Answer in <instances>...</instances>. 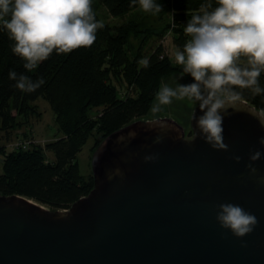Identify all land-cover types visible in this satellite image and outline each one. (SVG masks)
<instances>
[{
    "label": "water",
    "instance_id": "water-1",
    "mask_svg": "<svg viewBox=\"0 0 264 264\" xmlns=\"http://www.w3.org/2000/svg\"><path fill=\"white\" fill-rule=\"evenodd\" d=\"M194 114H202L198 102L190 137L175 114L178 124L151 120L152 113L111 132L91 156L93 188L66 210L0 194V264H264V128L246 112L230 111L223 122L228 150H213ZM156 120L168 129L149 128ZM255 151L261 158L250 161ZM149 155L156 160L145 162ZM225 203L256 217L250 234L237 238L220 227Z\"/></svg>",
    "mask_w": 264,
    "mask_h": 264
},
{
    "label": "trees",
    "instance_id": "trees-1",
    "mask_svg": "<svg viewBox=\"0 0 264 264\" xmlns=\"http://www.w3.org/2000/svg\"><path fill=\"white\" fill-rule=\"evenodd\" d=\"M97 1L111 17H123L139 7L138 3L130 7V0ZM156 2L170 16L168 27L172 29L173 42L182 50L188 39L184 26L204 0ZM92 8L96 20L104 24L94 44L66 55L54 51L33 72L24 69V61L12 51L14 42L0 27V134L20 126L19 116H27L30 109L34 111L32 104L38 99L49 104L57 126V136L43 147L0 151L1 195L23 196L52 210L68 209L94 186L91 173L82 175L78 170L77 155L82 147L91 139L94 152L111 132L146 116L159 79L176 71L159 44L147 53H143L144 43L136 51L131 50L129 35L140 31L139 24L107 23L99 16L98 6L92 3ZM144 58L149 60L146 68L139 63ZM9 71L28 75L33 81L42 78L45 83L35 92L25 93L9 79ZM260 83L264 87V74ZM244 100L257 110L264 109V95L253 97L245 90ZM45 152L53 158L47 159Z\"/></svg>",
    "mask_w": 264,
    "mask_h": 264
},
{
    "label": "clouds",
    "instance_id": "clouds-1",
    "mask_svg": "<svg viewBox=\"0 0 264 264\" xmlns=\"http://www.w3.org/2000/svg\"><path fill=\"white\" fill-rule=\"evenodd\" d=\"M137 3L143 12L153 16L163 11L156 0H130V7ZM0 27L14 42L12 51L24 61V69L33 72L54 51L66 55L91 47L104 24L96 20L92 0H0ZM184 34L188 39L182 50H175L174 59L192 82L175 88L164 84L150 111L161 112L162 106L170 105L173 98L198 102L202 114H194L193 118L200 136L213 150L227 151L223 122L230 111L246 112L264 128V109H248L243 103L245 90L253 97L264 95L260 83L264 74V0H214V4L213 0H204L184 26ZM139 63L149 66L148 58ZM9 79L16 81L15 87L25 93H33L45 83L42 78L33 81L16 71H9ZM168 127L162 120L149 122V128L159 131ZM136 135L129 131L127 139ZM161 141L158 135L154 142ZM259 143L264 145V137ZM156 158L149 155L144 160L154 162ZM260 158V151L250 155V161ZM234 160L239 162L240 157ZM251 165L247 167L253 176L256 169ZM258 183L264 185V178ZM216 220L237 238L250 234L257 224L254 215L231 203L219 205Z\"/></svg>",
    "mask_w": 264,
    "mask_h": 264
},
{
    "label": "rangeland",
    "instance_id": "rangeland-1",
    "mask_svg": "<svg viewBox=\"0 0 264 264\" xmlns=\"http://www.w3.org/2000/svg\"><path fill=\"white\" fill-rule=\"evenodd\" d=\"M94 5L98 6L97 11L102 20L110 24H118L125 21L127 23L134 22L139 24L140 31L131 32L129 35V46L134 52L138 49L141 44L144 43L145 48H143V53L152 51V49L161 45L164 52L169 56L176 67V71L163 76L159 79V89L167 84L168 86L175 88L178 84H188L192 80L186 74L183 73L182 67L175 63L174 52L177 49L173 42L172 29L168 27L170 16L166 11H162L160 14L153 16L150 13L143 12L140 7L135 9L129 14L123 17H111L107 11L99 5L97 0H93ZM169 16V18H168ZM155 33H159L161 38L158 36H153ZM151 36V38H150ZM146 41V42H144ZM157 91V92H158ZM156 95L152 100L151 106L156 103ZM33 110L27 111V116H19L18 120L20 126L11 130L8 134L2 132L0 134V146H4L6 152L16 150L18 147H30L31 145L44 146L48 141L53 140L57 136V126L54 121L53 112L49 104L43 99H38L33 102ZM195 103L189 102L187 99L177 100L173 98L170 105L162 106V109L168 110L170 114L178 115L181 118L180 127L184 131L185 137L191 135V129L189 124V115ZM151 109V107H150ZM167 112H159L151 115L149 110L148 114L141 119H147L151 115L152 119H157L160 117L173 120L178 124V120ZM93 152V140L89 139L86 144L82 147V150L77 155V165L80 174L87 175L91 173L90 160ZM46 158L51 160L53 155L49 152H45ZM3 156L0 154V166Z\"/></svg>",
    "mask_w": 264,
    "mask_h": 264
},
{
    "label": "flooded vegetation",
    "instance_id": "flooded-vegetation-1",
    "mask_svg": "<svg viewBox=\"0 0 264 264\" xmlns=\"http://www.w3.org/2000/svg\"><path fill=\"white\" fill-rule=\"evenodd\" d=\"M189 137H190V135H189Z\"/></svg>",
    "mask_w": 264,
    "mask_h": 264
}]
</instances>
